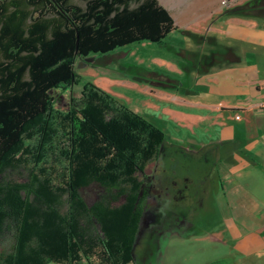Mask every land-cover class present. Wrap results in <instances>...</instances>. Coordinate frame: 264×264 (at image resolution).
<instances>
[{
    "label": "trees",
    "instance_id": "obj_1",
    "mask_svg": "<svg viewBox=\"0 0 264 264\" xmlns=\"http://www.w3.org/2000/svg\"><path fill=\"white\" fill-rule=\"evenodd\" d=\"M82 1L0 0V173L20 148L27 127L39 119L42 123L50 110L63 128L65 120L70 141L62 151L68 160L60 173L63 182H41L49 173L42 157L35 160L41 167H34L42 175L36 171L25 188L10 186L8 209L0 206V230L5 219L13 218L18 242L14 254L0 264L133 261L140 223L136 196L124 216L123 206L112 207L105 196L89 206L81 188L99 181L126 192L137 169L157 155L165 133L103 91L83 88L80 104L64 110L54 108L52 91L74 88L79 60L144 40L161 43L178 30L195 33L178 28L159 0ZM262 10L264 0L226 9L238 15ZM144 73L160 86H174L168 75ZM27 187L38 205L23 196Z\"/></svg>",
    "mask_w": 264,
    "mask_h": 264
},
{
    "label": "crops",
    "instance_id": "obj_2",
    "mask_svg": "<svg viewBox=\"0 0 264 264\" xmlns=\"http://www.w3.org/2000/svg\"><path fill=\"white\" fill-rule=\"evenodd\" d=\"M213 18L196 28L176 21L195 35L178 30L160 43L179 55L167 72L174 86L151 90L159 112L118 100L163 130L164 147L203 175L200 201L190 200L201 211L198 227L242 259L264 251V10ZM175 37L181 46L168 41Z\"/></svg>",
    "mask_w": 264,
    "mask_h": 264
},
{
    "label": "rangeland",
    "instance_id": "obj_3",
    "mask_svg": "<svg viewBox=\"0 0 264 264\" xmlns=\"http://www.w3.org/2000/svg\"><path fill=\"white\" fill-rule=\"evenodd\" d=\"M73 1L83 4L82 0ZM246 1L235 0L230 6H224L223 0H159L175 16V21L180 26L190 25L193 28L202 26L204 20L209 18L211 14L214 16L213 19L222 18L227 13L226 9ZM175 39L176 37L168 41L173 42ZM190 40L195 42L192 38ZM177 41L176 39V43L181 46ZM176 52L167 45L144 40L120 47L106 55H95L87 58L86 65H83L82 61L77 62V84L73 89L76 104H80L83 88H88L103 91L106 95L117 99L118 102L120 99L128 105L131 103L143 104L153 107L156 112H159L161 103L151 90L165 87L147 80L148 74L144 72H158L167 76L169 68H172L171 64L174 63L172 58L179 55ZM176 68H178L176 71L183 72L181 64L176 65ZM52 94L57 101L55 109L57 107L64 110L69 106L67 99L69 100L72 92L60 90L59 92L52 91ZM50 111L46 113L42 123L39 119L27 127L20 148L0 173V206L3 211L8 209L12 197L9 192L12 191V188H25L31 180H34L36 171L39 172V175L41 174L39 170L34 168L41 167L35 163L36 159L41 160L40 158L44 157L43 160H46L45 164L49 168L50 174L46 173V178L41 174V182L48 181L51 183V178L54 181L63 182L60 173L67 168L68 160L62 151L69 147L70 141L65 134V120H63V128L59 115L54 110ZM103 189L102 187L90 186L81 188V192L89 203H94L102 196L99 193ZM27 195L31 201L38 205L35 199L38 197L35 193L30 195L28 187L23 193L24 197ZM157 212L168 214V211L164 209ZM151 213L152 211H150L147 219L149 224L154 215ZM15 228L16 224L13 218L5 219L0 230L1 261H6L16 250L18 237ZM183 232L190 237L186 241H179L176 237L172 238L170 231L166 229L160 235L159 240L155 242L152 253H144L140 259L135 258L130 264H264V251L252 253L240 259V256L232 251L231 245H222L205 237L209 234L205 228L190 226L186 227ZM34 241H36V237ZM95 259L93 258V260ZM77 264H88V262L84 259Z\"/></svg>",
    "mask_w": 264,
    "mask_h": 264
},
{
    "label": "flooded vegetation",
    "instance_id": "obj_4",
    "mask_svg": "<svg viewBox=\"0 0 264 264\" xmlns=\"http://www.w3.org/2000/svg\"><path fill=\"white\" fill-rule=\"evenodd\" d=\"M73 89L67 90L72 92V94L69 100L66 98L69 106L65 109L71 108L73 104L79 105L76 104V96ZM82 99L83 95L81 92L80 102ZM133 112L136 113L135 111ZM138 115L141 116L140 114ZM164 142L165 138L159 147L157 155L150 158L144 168L137 169L134 182L130 183L126 192H122V188L119 186L106 185L99 181H93L86 186L104 188L99 193L102 194L101 197L105 196L112 207L123 206L122 215L124 216L129 213L131 202L136 196L134 210L136 213H140V223L132 250L133 261L135 258L140 259L144 253H152L155 242L159 240L160 235L166 229L170 231L172 238H177L185 234L183 230L186 227H198L202 218L198 205H195L194 211L191 210L190 200L196 199V201H200L201 198H198V196L202 192L200 180L203 175H198L196 171H189L183 155L178 154L174 149L165 148ZM81 194L84 197L82 192ZM87 203L89 206L94 204L88 201ZM163 209L168 211V214L157 212L163 211ZM150 211L154 215L149 224L147 219ZM97 227L100 228L101 225L97 223Z\"/></svg>",
    "mask_w": 264,
    "mask_h": 264
},
{
    "label": "built area",
    "instance_id": "obj_5",
    "mask_svg": "<svg viewBox=\"0 0 264 264\" xmlns=\"http://www.w3.org/2000/svg\"><path fill=\"white\" fill-rule=\"evenodd\" d=\"M235 0H223V5L224 6H230L231 4H233ZM238 117H240V115H238Z\"/></svg>",
    "mask_w": 264,
    "mask_h": 264
},
{
    "label": "water",
    "instance_id": "obj_6",
    "mask_svg": "<svg viewBox=\"0 0 264 264\" xmlns=\"http://www.w3.org/2000/svg\"><path fill=\"white\" fill-rule=\"evenodd\" d=\"M76 70H77V67H76Z\"/></svg>",
    "mask_w": 264,
    "mask_h": 264
},
{
    "label": "bare ground",
    "instance_id": "obj_7",
    "mask_svg": "<svg viewBox=\"0 0 264 264\" xmlns=\"http://www.w3.org/2000/svg\"><path fill=\"white\" fill-rule=\"evenodd\" d=\"M187 11V10H186Z\"/></svg>",
    "mask_w": 264,
    "mask_h": 264
}]
</instances>
